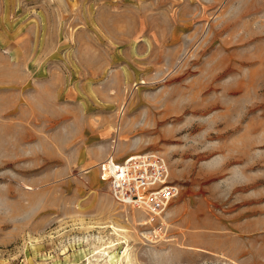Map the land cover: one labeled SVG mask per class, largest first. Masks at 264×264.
Wrapping results in <instances>:
<instances>
[{
  "label": "rangeland",
  "instance_id": "374dc122",
  "mask_svg": "<svg viewBox=\"0 0 264 264\" xmlns=\"http://www.w3.org/2000/svg\"><path fill=\"white\" fill-rule=\"evenodd\" d=\"M144 152L151 224L100 173ZM0 264H264V0H0Z\"/></svg>",
  "mask_w": 264,
  "mask_h": 264
},
{
  "label": "built area",
  "instance_id": "2783aa9c",
  "mask_svg": "<svg viewBox=\"0 0 264 264\" xmlns=\"http://www.w3.org/2000/svg\"><path fill=\"white\" fill-rule=\"evenodd\" d=\"M101 179L109 184L115 203L146 215L148 223L162 221L161 215L179 195L177 183L169 180L164 158L153 152L110 157L100 167Z\"/></svg>",
  "mask_w": 264,
  "mask_h": 264
},
{
  "label": "bare ground",
  "instance_id": "6f19581e",
  "mask_svg": "<svg viewBox=\"0 0 264 264\" xmlns=\"http://www.w3.org/2000/svg\"><path fill=\"white\" fill-rule=\"evenodd\" d=\"M201 227V226H200ZM230 234V233H229ZM240 238V237H239ZM262 255V254H261Z\"/></svg>",
  "mask_w": 264,
  "mask_h": 264
}]
</instances>
